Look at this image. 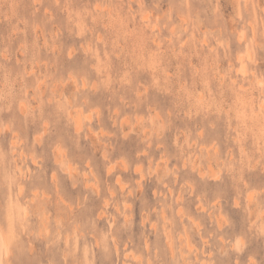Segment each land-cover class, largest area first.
I'll return each mask as SVG.
<instances>
[{"label": "rangeland", "instance_id": "374dc122", "mask_svg": "<svg viewBox=\"0 0 264 264\" xmlns=\"http://www.w3.org/2000/svg\"><path fill=\"white\" fill-rule=\"evenodd\" d=\"M7 193L4 264H264V0H0Z\"/></svg>", "mask_w": 264, "mask_h": 264}, {"label": "bare ground", "instance_id": "6f19581e", "mask_svg": "<svg viewBox=\"0 0 264 264\" xmlns=\"http://www.w3.org/2000/svg\"><path fill=\"white\" fill-rule=\"evenodd\" d=\"M78 121V120H77ZM79 123H80V120H79ZM80 125V124H79ZM75 130L77 131L78 130V123L76 122V124H75ZM80 127V129H81V125L79 126ZM79 129V130H80ZM69 166V165H68ZM68 168H70V166L68 167ZM51 177H55V175L53 176H51ZM52 179V178H51ZM55 179V178H54ZM87 179V178H86ZM44 180V179H43ZM87 180H85V183H86V185L88 186V184H87V182H86ZM42 183V181H39V180H36L35 181V184H41ZM56 183V182H55ZM54 183V185H56ZM85 185V186H86ZM57 187V186H56ZM55 187V188H56ZM89 187V186H88ZM57 189V188H56ZM36 190V189H35ZM29 191V187H27V186H25V185H21L19 188H18V190H17V193H18V196H15V200L16 201H18L20 198H22V197H25V195H26V193ZM57 191V190H56ZM43 193V192H42ZM34 194H36V193H34ZM45 194V193H44ZM38 195V194H37ZM42 196V195H41ZM41 196H39L38 195V197H41ZM60 196V195H59ZM38 197H36V195H35V197L34 198H37L36 199V201L34 202V203H31L32 204V207L34 208V211L36 212V213H45L44 212V210H45V208H47L48 207V205H47V201L45 200L46 198H48V197H44L45 199L43 200V199H38ZM30 198H32V197H30ZM56 199V198H55ZM59 199V198H58ZM33 200V199H32ZM51 200V199H50ZM57 200V199H56ZM10 202H11V198H10V193H7V195L4 197V198H1L0 197V206H2V204H4V206H5V208L7 209L6 210V215H7V224H8V229L11 231L12 229V226H14V223H13V220H12V217H13V212H12V209H11V206H10ZM2 203V204H1ZM66 203V202H65ZM55 205H56V208H58L59 206L57 205V203L55 202ZM67 205H68V203H67ZM44 206V207H43ZM68 207H70L71 208V206L69 205ZM5 212V211H4ZM69 213H71L70 211H69ZM5 215V214H4ZM1 227V226H0ZM14 228V227H13ZM7 229V231H9ZM9 231V232H10ZM14 232V231H13ZM12 232V233H13ZM7 234H9V233H7ZM4 231H3V228H0V264H4V261H5V259H6V256H8V255H6L7 254V244H8V242L9 241H11L12 242V240L11 239H13V235L12 234H9V235H7ZM15 240V239H14ZM13 240V241H14ZM11 242H9V243H11ZM5 258V259H4ZM7 261V260H6Z\"/></svg>", "mask_w": 264, "mask_h": 264}, {"label": "snow or ice", "instance_id": "6c2138e0", "mask_svg": "<svg viewBox=\"0 0 264 264\" xmlns=\"http://www.w3.org/2000/svg\"><path fill=\"white\" fill-rule=\"evenodd\" d=\"M233 247L237 250H240L242 248V242L240 240H236L235 244L233 245ZM238 264V262H237ZM246 264H255V261L253 260H249L246 262Z\"/></svg>", "mask_w": 264, "mask_h": 264}]
</instances>
